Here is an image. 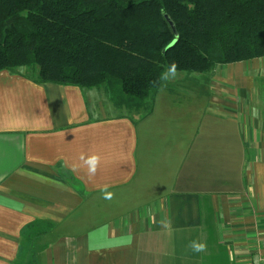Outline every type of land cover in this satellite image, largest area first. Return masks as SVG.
I'll list each match as a JSON object with an SVG mask.
<instances>
[{
  "label": "crops",
  "instance_id": "obj_1",
  "mask_svg": "<svg viewBox=\"0 0 264 264\" xmlns=\"http://www.w3.org/2000/svg\"><path fill=\"white\" fill-rule=\"evenodd\" d=\"M178 77L134 115L99 89L0 73V264H251L264 253V57ZM91 152L92 177L79 159ZM105 186L120 204L110 198L103 216Z\"/></svg>",
  "mask_w": 264,
  "mask_h": 264
},
{
  "label": "trees",
  "instance_id": "obj_2",
  "mask_svg": "<svg viewBox=\"0 0 264 264\" xmlns=\"http://www.w3.org/2000/svg\"><path fill=\"white\" fill-rule=\"evenodd\" d=\"M262 57L264 0H0V73L99 89L128 114L153 112L173 62L193 75Z\"/></svg>",
  "mask_w": 264,
  "mask_h": 264
},
{
  "label": "clouds",
  "instance_id": "obj_3",
  "mask_svg": "<svg viewBox=\"0 0 264 264\" xmlns=\"http://www.w3.org/2000/svg\"><path fill=\"white\" fill-rule=\"evenodd\" d=\"M178 76H179V73L177 71V65L175 64V62H173L166 69V71L162 73L161 76L159 77V81L163 82L160 84L161 90H163V88L167 86L168 82L174 81ZM245 110L248 112L249 117L252 119H259L261 117L260 108L257 107L255 103H253L250 106H245ZM79 159L80 161H82V165L86 167L88 175L90 177L94 176L101 163L100 156L94 152H91L88 154L81 153ZM101 191L102 193H104L106 199L111 198L112 193L107 191V186L101 189ZM162 226L167 227L166 224ZM189 247L194 253H201L205 250L206 246L202 242L192 241L189 244Z\"/></svg>",
  "mask_w": 264,
  "mask_h": 264
},
{
  "label": "rangeland",
  "instance_id": "obj_4",
  "mask_svg": "<svg viewBox=\"0 0 264 264\" xmlns=\"http://www.w3.org/2000/svg\"><path fill=\"white\" fill-rule=\"evenodd\" d=\"M178 73H179V76H183V75H187L188 74L186 72H183V73L178 72ZM196 74H198V73H196ZM196 74H193V75H196ZM184 82L187 83L188 86H190L192 88H195V89H196V87H201L200 84L203 83L201 81V79L196 80V81L193 80V81H184ZM139 195L140 194L134 193V194L131 195V197L129 196L130 199H128V202H127L129 204V206L131 205L134 208L137 207V206H139V203L141 202V199H139ZM100 199H102V200H100V204H101V207H102V211H103V213H105V212L107 213V214H103V216L109 215L108 214L110 212L109 211V204H111L110 203V199H106V198L104 199V196L102 198H100ZM111 199L113 200V202L116 201L117 202V205L119 206L120 201H119V198L116 195H114Z\"/></svg>",
  "mask_w": 264,
  "mask_h": 264
},
{
  "label": "built area",
  "instance_id": "obj_5",
  "mask_svg": "<svg viewBox=\"0 0 264 264\" xmlns=\"http://www.w3.org/2000/svg\"><path fill=\"white\" fill-rule=\"evenodd\" d=\"M251 264H264V253H260Z\"/></svg>",
  "mask_w": 264,
  "mask_h": 264
},
{
  "label": "water",
  "instance_id": "obj_6",
  "mask_svg": "<svg viewBox=\"0 0 264 264\" xmlns=\"http://www.w3.org/2000/svg\"><path fill=\"white\" fill-rule=\"evenodd\" d=\"M168 21H169V19H168ZM172 28H173V30H174V33L178 36V33H177L176 28H175V26H174L173 23H172ZM175 43H176V40H175L173 43L170 44V47H173V45H174ZM170 47H169L167 50H169Z\"/></svg>",
  "mask_w": 264,
  "mask_h": 264
}]
</instances>
